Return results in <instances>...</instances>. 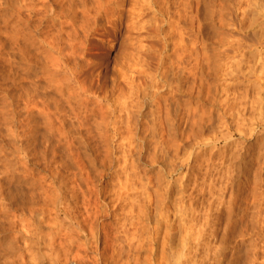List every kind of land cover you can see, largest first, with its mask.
Returning <instances> with one entry per match:
<instances>
[{
    "label": "bare ground",
    "instance_id": "bare-ground-1",
    "mask_svg": "<svg viewBox=\"0 0 264 264\" xmlns=\"http://www.w3.org/2000/svg\"><path fill=\"white\" fill-rule=\"evenodd\" d=\"M192 1L194 0H0V56L5 57L14 53L17 58L15 56L13 58L16 59L20 70L22 68L26 70V67H30L33 70L30 71L34 72L36 79L31 80V83L34 81V84H32L34 88L30 89V87L29 89L31 96L35 99L38 98V101L35 99L30 100L32 101L30 104V101L27 102V100L26 102L31 105L28 106L31 108L34 106L38 107L37 109L42 107L39 111L37 110L39 112L37 114L40 115L41 113L44 116L45 119L42 120V124L44 121L49 122L48 126L46 123L44 124L46 130L48 127L49 130L54 131L52 133L48 130L49 133L55 134V129L56 131L59 129L57 133L61 132L63 134V132H66L65 135H67L68 132L70 134L75 132L77 136L81 135L82 138L80 137L79 139V136L77 138L83 140L81 149L84 148L83 151L85 152L84 154L81 149V153L77 152V154L84 155L83 158H80V161L75 159L79 161V165L74 167L73 164L68 163L70 162V157L68 159V156V161L65 162V159H63L64 161L61 159L58 161L56 159L57 150L53 149L55 150L53 152L54 156L51 152L53 159L51 158L52 160L49 159L48 161L51 160V162L53 161L56 164L57 172H54V166L52 167L53 170H51L53 174L49 171L52 179H50L48 187L44 183L40 185L33 184V186H30L32 183H29L28 185L24 184L27 185L25 187L28 189L22 188L20 185V189H17V187L14 186V188L7 183L6 185L5 182L0 180V233L7 230L4 219H7L6 223L9 221L12 227L18 229V236L14 235L12 238H5L6 240L3 238L5 242L0 239V244L3 246H0V248L4 251L2 253L7 252V256L10 254L12 256L15 250L22 247L20 246L16 249L17 241L22 240L24 242L23 247L20 248L24 251L22 250L23 252H21L19 249L21 254H19V250L14 254L16 255L18 252L17 254L20 255L19 258L23 262H18L17 260L19 259L17 257V260L11 261L9 259L10 256L3 261L2 256L0 257V264H16L17 262V264H23L25 261H27V264H88V261L92 259V263L89 264H107L106 262L116 256H113L112 251L114 252L115 250L114 254L121 253H119L120 255L117 254V257L122 255L123 243L119 241V244H122V247H119L121 250L118 249L119 252L116 251L118 246L115 249V246H113L114 244L119 245L117 242V244L114 243L115 240L118 241L119 239H114L113 245L111 244V239L114 236L115 238L117 237L120 228L122 233H124L122 240L124 239L125 246L127 244L130 250L136 251H134L135 256L132 257L126 246L124 250H127L129 253L125 252L129 255L126 253L124 258L127 256L132 257L134 264L142 263L145 258L148 264H162V262L165 263V260L169 264L170 262L171 264H211L212 261L215 262L214 260L218 258L221 260L222 253L220 249L223 243H227L228 235H231L236 227L241 226V223L245 222L244 225H247L248 220L249 225L251 223V227L256 229V233L262 236L263 239L261 237L258 238L263 242L261 245L264 248V187H259L262 180L259 173L262 170L260 172L259 169L258 172L253 174L255 185H257L255 189L256 197L255 195L253 196V198L255 197L254 204L252 206L249 204V209L247 206L246 210L241 211V215L238 217L240 219L236 217V215L239 216V214H236L239 212L235 213V208L246 189L239 184L237 186L239 188L235 187V189L237 188L235 190L234 182L232 181V183L231 179L229 180L230 177L233 180L234 178H240V176L241 178L243 176L250 177L249 168L250 166L254 168L252 165H243V163L247 162L246 158H248L247 154H249L247 148L245 149V145H242L245 141L240 143L234 140V142H237L235 144L230 139H233L232 136L237 132L246 136L247 133L248 135L250 133L255 134L257 133V128L264 126L262 125L264 123V97L262 96V94L264 95V55L262 51L258 53L245 51L241 54L232 52L235 54L231 56L224 55V60L221 59L224 61V72L223 74L218 73V76L222 74L220 77L224 78V89L222 91L224 99L219 97L218 90L222 84L220 82L210 83L212 73L213 75L215 74V77L217 75V72H214L213 70L215 69H212L213 67L211 66L213 64H211L212 55L209 53L210 49L208 51V48L206 49V46H204L205 48L203 49L206 50L200 51L201 49H198V43L196 42L198 39H193L192 36H189L192 34H189V31L193 28V17L195 16L192 15ZM260 9L262 10V8ZM147 17L150 18L146 19ZM104 21L114 24L116 28L126 27L127 33L129 35L132 33L135 36L134 39H132L134 36L128 38L130 40L128 46H133V49L129 47L133 51L129 49L132 55L129 56L131 54L129 51V54L124 59L125 62L129 63L133 59L131 57L134 52L139 54L137 55L138 58H135L137 61L139 57L143 56L140 54L143 53L144 45L142 41L146 35H143L145 32L143 34L135 32L139 31L140 28L142 31L143 26L145 27L142 24L152 21L154 26H156V30L159 29L161 31L162 22L163 24L166 22L170 28L167 31H164V28L162 30L166 34L163 38L166 42V45L164 44L165 53L164 56L161 54L162 57L160 56L161 58L157 61L158 66H156L155 71L151 69L148 71L147 69L133 71L128 66L124 67L126 68H123L125 71L127 67L132 71V73L129 72L132 76L125 78L128 74H125L122 69L124 74H118L124 75L125 81H122L125 84L123 85L122 81L118 84L119 82L117 81L119 79L117 78L115 83L118 85L116 84L113 87L115 89L112 88L113 90H111L110 94L106 92L108 88L105 85L104 88L106 89H103L105 94H103L101 89L97 88V91L88 85V76L86 79L87 73L97 66L95 63L97 61H94L95 58L93 59L92 56V37L102 31ZM154 26L152 27L154 28ZM183 28L189 30L187 34ZM225 41L218 42L224 44ZM257 44L259 45V43ZM179 49L180 51L178 52ZM167 51L173 52L171 54L168 52L169 54H167ZM153 59L152 57V61H154ZM193 59L194 61H192ZM257 59L260 61L259 67L253 64V61ZM11 60L13 62L12 57ZM6 62L8 64V61ZM6 62L1 61L0 63L2 65V63L6 64ZM113 71L115 70L113 69ZM137 72L140 73L137 74ZM134 74L142 78L140 82L136 77V81L140 82L139 84L135 81ZM140 74H144L143 77ZM32 76L34 75L32 74ZM232 78L238 81L230 82ZM42 80L43 82H41ZM115 80H113V84ZM246 82L248 83L246 90L237 89L238 85L241 87V84ZM38 88L44 94L43 96L41 95L43 98L40 97L41 100H44L45 103L47 102V105L41 103L43 101L38 97L40 96ZM53 89L54 93H52ZM24 91L26 92V90ZM253 92L256 95L252 94ZM26 93H28V89ZM23 95L26 94L24 93ZM177 95L179 97L185 96L186 101H182L183 98L181 100L176 99ZM27 96H30V94H27ZM192 99H196L199 103L194 105ZM39 103H41V106ZM206 104L210 105L207 106L211 107L210 110L207 107V109L205 108ZM181 106L186 107L184 112L182 108V117L178 118L181 120V124H185V122L182 123V118L185 116L183 118L186 121L184 130H181L183 129L180 126L181 124L178 123V120H175L180 115ZM35 107L30 113H33L34 117H32L36 120ZM216 111L219 113L214 114ZM7 114L9 113L7 112ZM42 115H40L41 118H43ZM215 115L217 117L214 119ZM140 117H143L142 119L144 120L140 119ZM39 118L38 120L40 121L41 118ZM136 118H139L140 121H137L138 119ZM28 119L30 118L28 117ZM55 119H60L62 123L56 122ZM55 123L59 125L57 126ZM38 124L40 125V123ZM214 124L216 125L214 126ZM212 126L222 131L218 134L219 136L210 135L211 132H207ZM215 128L214 130L212 129L214 132ZM219 130H216V132H219ZM172 131L175 132L172 133ZM262 132L260 131V133ZM179 133L181 134L180 140L178 138ZM207 133H210V136H207L206 140L204 137ZM140 134L143 136H140ZM116 136H119L122 141L118 138L119 143L113 145V147L109 146L108 142H105H112ZM97 137L105 140H103L107 144L105 149L104 147L101 149L100 142L99 146L101 148L98 147L99 149L96 144H92L96 142L93 139ZM20 140L23 139L21 138ZM229 140L230 142H228ZM100 141L103 142L101 139ZM222 141L225 142L223 148L219 150V153H221V156H219L222 158L220 160L216 157L217 160H220L218 162L222 161V165L215 159L213 161L218 163V165L216 162V164L214 163L215 166L217 165L215 167L212 165L213 162L210 161V157L206 155L207 148L205 149V145H215L214 143H221ZM260 142L261 145H264L262 140ZM70 147L72 148V146ZM183 147L190 152H188L189 155L186 154L188 157L186 158V155L182 157L181 164H178L177 159L181 157ZM240 148L242 151L245 149L246 151L244 152L246 154ZM99 150L104 151L105 154L102 155V151L100 152ZM259 152H255L257 156L253 153L256 157L252 156L253 159L258 158L257 162L264 157L263 150ZM15 157L17 158V156ZM250 159L252 160V158ZM191 160H193L192 162L194 163L192 165L194 164V166L191 167L192 165H189L191 168H186L185 175L178 183L177 178L173 177V173L177 174L179 173L177 172L178 170L182 171L184 164H189ZM252 161L250 164L253 163ZM206 162L212 163L210 165L215 168H209L210 165ZM177 165H179V169ZM261 165L258 168L262 169ZM75 168H79L80 178L71 176L74 173L73 169L76 170ZM112 168L115 171L112 170V173L109 174L108 172L107 174L111 178L109 183L106 182V177L104 180L99 179L100 182H96V185L89 184V179L92 180V177H95L94 173L99 178H103V172ZM145 171H150L151 177H146L149 174L146 175ZM201 174L204 175L201 176L200 180L199 176ZM247 180L249 181V179ZM87 189H89L91 195L86 194ZM252 190L254 192V189ZM226 196L228 197L226 198ZM173 208L176 209L177 213H174L175 215L172 214L174 216L179 214L175 217L177 221L174 217H171L173 215L170 214L171 216H168L166 214L169 211L171 213ZM251 209L254 212L245 221ZM15 212H19L20 216H16ZM10 214L15 215L16 220L12 221L13 218L9 217ZM221 226L225 228V233L222 231L223 229L221 230L224 234L223 237L219 233ZM115 227L119 229L116 230L117 228ZM246 227L244 226V228ZM251 227H248V231L252 230L254 232ZM113 231L116 232L114 233ZM241 232L240 236L243 237L245 233ZM122 233L118 234V238L120 237L119 235L123 236ZM139 234H141V237ZM142 234L145 235H143L145 238H142ZM218 234L221 238L218 237ZM238 243L241 242L237 241ZM254 244L258 249L254 248V255L252 254L248 258L251 259V264H264V250L260 248L261 245L257 246L256 243ZM109 246H113L111 248L114 249L111 250L112 254L107 253ZM262 250L263 252H261ZM90 252H93L92 255L95 254L93 258H91ZM260 252L262 255H260ZM24 253H27L26 255L30 259L27 260ZM88 253H90V258ZM144 253L147 256L142 260ZM109 255H112L110 260L108 259ZM4 256L6 257L5 254ZM104 258L107 261H104ZM127 258L119 259L126 261ZM129 258L125 264L131 263ZM117 261V259L116 262L114 261L115 264ZM121 261H119L120 264ZM145 261L143 262L145 263Z\"/></svg>",
    "mask_w": 264,
    "mask_h": 264
},
{
    "label": "rangeland",
    "instance_id": "rangeland-1",
    "mask_svg": "<svg viewBox=\"0 0 264 264\" xmlns=\"http://www.w3.org/2000/svg\"><path fill=\"white\" fill-rule=\"evenodd\" d=\"M206 1V2H205ZM200 2V4H198ZM204 2V3H203ZM208 2V3H207ZM239 2H240V5H239ZM229 3V4H228ZM256 5H255V4ZM207 5V6H205V5ZM192 15L194 16H192L193 17V28L189 31L187 28H183V30H184V32L187 34L188 33V31H189V34H191V35H189V36H192V38L193 39H198L196 42L198 43L197 44V46H198V49L200 50V51H204V50H206L207 48V50L209 51V49H210V51H209V53L212 55L211 56V64H213V65H211L212 67V69H215V70H213L214 72L216 71L217 72V75H216V77L213 75V73H212V78H210V83H216V82H220L222 85H221V87H219V90H218V96L219 97H222L223 99H224V94L222 93V91H223V89H224V78L223 77H220L222 74H223V72H224V55H227V56H231V55H233V54H241V53H243V52H245V51H248V52H250V53H252V52H263V55H264V9H263V6H264V0H262V1H260V0H194V1H192ZM198 5V6H197ZM231 5V6H230ZM129 6V5H128ZM195 6V7H194ZM228 6V7H227ZM215 7H216V9H215ZM260 8H262V10L260 9ZM195 9V10H194ZM205 9H207V10H205ZM217 10V11H216ZM219 10V11H218ZM232 10V11H231ZM258 10V11H257ZM203 11V12H202ZM209 11H211V12H209ZM221 11V12H220ZM146 12H148V11H146ZM234 12V13H233ZM246 12V13H245ZM261 12V13H260ZM204 13V14H203ZM205 13H207V14H205ZM211 13V14H210ZM220 13H222V14H220ZM209 14V15H208ZM217 14V15H216ZM211 15V16H210ZM213 15H215V16H213ZM229 15V16H228ZM212 17V18H211ZM214 17V18H213ZM148 18H150V17H147L146 19H148ZM257 19V20H256ZM198 20H199V22H198ZM162 22V21H161ZM165 22V21H164ZM104 23V27H102V31H99L96 35H94L93 37H92V42H93V45H92V56H93V59H94V61H97V62H95L96 64H97V66H99V67H95V69L93 68L89 73H87V75H86V79H87V76H88V80L87 81H89V82H87L88 83V85H90V86H92V88L94 89L95 88V90H97L98 91V89L97 88H99V90L101 89V92L103 93V94H105V92L103 91V89H106V88H104L105 86L108 88L107 89V91L106 92H108V94H110L111 93V90H113V89H115V88H113L117 83H115L116 81H117V78L119 79L117 82H119L118 84H120V82L122 81V80H124L125 81V79H124V75H122L121 76V74L119 75L118 73H122V69L124 68V67H126V66H128L130 69H132L133 71H141V70H145V69H147V71L149 70V69H151L152 71H155V68H156V66H158L157 64H158V62L157 61H159V59L162 57L161 56V54L164 56V53H165V50H164V47H165V45H166V42H165V40L163 39L165 36L164 35H166V34H164L163 33V28H164V31L166 30H170V28H169V25H168V23H164L163 24V22H162V28H160V30L162 31H159V29L158 30H156V26H154V22H152V21H150V22H147V23H145V24H142V25H145V27L143 26V29H142V31H141V28H140V30L139 31H135V32H141L142 34H143V32H145L143 35L145 36V37H143V41H142V44L144 45V49H143V53L142 54H140V55H143L142 57H139V60L137 61L136 59L138 58V56L137 55H139V54H136L137 52H134L133 53V56L131 57V61H130V63L129 62H125V59H124V57L127 55V54H129V51L130 50H132L133 48V46L131 47V46H128L129 45V41L130 40H128V38H131V36H134L132 33H131V35H129V33H127V31H126V27H124V28H116V26L114 25V24H111V23H108V22H106V21H104L103 22ZM106 23V24H105ZM109 24V25H108ZM112 25V26H111ZM146 26H148V27H146ZM152 26H154V28L152 27ZM200 28H199V27ZM114 27V28H113ZM139 27H141V26H139ZM147 28V29H146ZM153 28V29H152ZM200 30H199V29ZM153 31H152V30ZM155 29V30H154ZM219 29V30H218ZM137 30H138V27H137ZM187 30V31H186ZM193 30V31H192ZM199 30V31H198ZM157 31H159L158 33H157ZM219 31V32H218ZM225 31V32H224ZM131 32H133V31H131ZM207 32V33H206ZM106 33V34H105ZM195 33V34H194ZM197 33V34H196ZM128 34V35H127ZM138 34V33H137ZM159 34H161V35H159ZM163 34V35H162ZM207 35V36H206ZM219 35V36H218ZM221 35V36H220ZM231 35V36H230ZM128 36V37H127ZM159 36V37H158ZM193 36H195V37H193ZM217 36V37H216ZM229 36V37H228ZM222 37V38H221ZM135 38V36L134 37H132V39H134ZM159 38V39H158ZM161 38V39H160ZM218 40V41H220V42H224V40H226L225 41V43L223 44V43H220V42H218L216 39ZM229 38V39H228ZM131 39V40H132ZM125 40H126V42H125ZM157 40V41H156ZM223 40V41H222ZM238 40H240V41H238ZM261 40V41H260ZM133 41V40H132ZM161 42V43H160ZM218 42V43H217ZM236 44H235V43ZM261 42H263V43H261ZM159 43V44H158ZM162 43H163V45H162ZM227 43V44H226ZM240 43V44H239ZM243 43V44H242ZM257 43H259V45L257 44ZM165 44V45H164ZM208 44H209V46H208ZM242 44V45H241ZM261 44H263L262 46H261ZM138 45H139V43H138ZM172 45V44H171ZM202 45V46H201ZM230 45V46H229ZM240 45V46H239ZM250 45V46H249ZM149 46V47H148ZM204 46H206V49H203V48H205ZM226 46V47H225ZM228 46V47H227ZM129 47H131L132 49H130ZM154 47V48H153ZM161 47V48H160ZM173 47V46H172ZM243 47V48H242ZM252 47V48H251ZM125 48V49H124ZM148 48L150 49L149 51H148ZM158 48V49H157ZM235 48V49H234ZM130 49V50H129ZM203 49V50H202ZM225 49V50H224ZM127 50V51H126ZM232 50V51H231ZM259 50V51H258ZM124 51V52H123ZM133 51V50H132ZM158 51H160V52H158ZM174 51V50H173ZM172 51V52H173ZM180 51V49L178 50V52ZM214 51V52H213ZM229 51V52H228ZM239 51V52H238ZM125 52H126V54H125ZM131 52V51H130ZM163 52V53H162ZM171 54L172 52L171 51H167V54H169V53ZM177 52V53H178ZM224 52H226V53H224ZM231 52V53H230ZM232 52H235V53H232ZM219 53V54H218ZM228 53V54H227ZM12 54V56H10ZM10 55H8V56H5V57H1L0 56V62L1 61H8V64H7V62H6V64H4V63H2V65H1V63H0V145H3V146H0V180L2 181V182H5V184L7 183L8 185H10V186H15V187H17V189H20L19 188V185H20V187H27V185L29 184V183H32V185H30V186H33V184L34 185H40L41 183H44V184H46V187H48V185H49V182H50V179H52L51 177V175H50V173L51 174H53L52 172H51V170H53L52 169V167L53 168H55L54 169V172H57V168L55 167L56 166V164H54L53 163V161L51 162V160L53 159L52 157L54 156V151L55 150H57L56 151V156L58 157H56V159L59 161L60 159L61 160H63V159H65V162L66 161H68V159H69V157H70V162H72V163H70V162H68L69 164H73V166L74 167H78V165H79V161H80V158H83V155L85 154V152L83 151L84 150V148L83 149H81V146L83 145V140L81 139V140H79L80 139V137L82 138V136L81 135H78L77 136V134L75 133V132H72V134H70V132H68L67 133V135H65V133L66 132H63V134L60 132V133H57V132H59L58 130L59 129H57V131H56V129H55V134H52L54 131H51V130H49L48 129V127H47V130L45 129V127L46 126H44V124L46 123L47 124V126L49 125L48 123V121H44V123L42 124V120H44L45 118H44V116L40 113V115H42L43 116V118H41V116L40 115H38L37 113H39L38 111H39V109L40 108H42V107H40L39 109H37L35 106V109L36 110H34V111H36L35 113L37 114V116H36V114H35V118H37L36 120L33 118L34 116L30 113V112H32V109L34 108L33 106V108H31L30 106V104H31V102L32 101H30V100H34L35 98L34 97H32L31 96V92H30V89H32V88H34V86L32 85V84H34L33 82L34 81H32V83H31V80H35L36 79V77H35V74H34V72H31V71H33L32 69H30V67H26L27 69H28V71H26L27 69L26 68H24V69H26V70H23V68L21 69V70H23V71H21L20 70V68H19V66H18V64L16 63L17 61H16V59L15 58H17L16 57V54H14V53H11ZM106 54V55H105ZM223 54V55H222ZM132 55V52H131V54H129V56H131ZM135 55V56H134ZM156 55V56H155ZM251 55V54H250ZM10 56V57H9ZM13 56H15V58H13ZM154 58L153 60L154 61H152V57ZM156 58H155V57ZM161 56V57H160ZM214 56V57H213ZM219 56V57H218ZM11 57H12V59H13V62H12V60H11ZM117 57V58H116ZM223 57V58H222ZM226 57V56H225ZM5 58V59H4ZM102 58H103V60H102ZM105 58V59H104ZM136 58V59H135ZM141 58V59H140ZM215 58V59H214ZM2 59V60H1ZM4 59V60H3ZM15 59V60H14ZM144 59V60H143ZM150 59V60H149ZM157 59V60H156ZM221 59H223V60H221ZM9 60H11V61H9ZM99 60V61H98ZM121 63H120V62ZM124 61V62H123ZM192 61H194V59L192 60ZM133 62V63H132ZM135 62V63H134ZM145 62V63H144ZM152 62H153V64H152ZM156 62V63H155ZM213 62V63H212ZM216 62V63H215ZM254 63L253 64H255V65H258V67L260 66V61H259V59H257V60H254L253 61ZM14 63H16V64H14ZM123 63V64H122ZM128 63V64H127ZM140 63V64H139ZM151 63V64H150ZM193 63H195V62H193ZM217 63H219V64H217ZM11 64V65H10ZM148 64V65H147ZM215 64V65H214ZM118 65H119V67H118ZM129 65H132V66H129ZM177 65V64H176ZM219 65V69L217 68V66ZM222 65V66H221ZM6 68H5V67ZM123 66V67H122ZM15 67V68H14ZM127 67V70L125 71L124 69H126V68H124L123 69V72L125 73V74H128L125 78H130V76H132L131 75V73H132V71H130V69ZM179 67V66H178ZM182 67V66H181ZM223 69H222V68ZM116 68V69H115ZM118 68V69H117ZM120 68V69H119ZM220 68H221V72L219 71L220 70ZM100 69V70H99ZM113 69L115 70V71H113ZM177 69H179V68H177ZM181 69V68H180ZM179 69V70H180ZM217 69V70H216ZM31 70V71H30ZM95 70V71H94ZM121 70V71H120ZM211 70V69H210ZM120 71V72H119ZM175 71H177V70H175ZM212 70H211V72H213ZM27 72H28V74H27ZM129 72H131V73H129ZM113 73V74H112ZM124 73H122V74H124ZM138 73H140V72H137V74ZM218 73H222L221 75H219L218 76ZM22 76H21V75ZM32 74L34 75V76H32ZM109 74V75H108ZM137 74H134V76H135V81H136V77H137V79L138 80H140V82H141V79L142 78H140V77H138L137 76ZM28 75V76H27ZM140 75H142V77H143V75L144 74H140ZM17 76V77H16ZM111 76H113V77H111ZM218 76V77H217ZM31 77V78H30ZM33 77H34V79H33ZM122 77V78H121ZM214 77V78H213ZM21 78V79H20ZM27 78V79H26ZM112 78V79H111ZM220 78V79H219ZM14 81H12V80ZM30 79V80H29ZM114 79H116L115 81H114V84H113V80ZM22 80V81H21ZM25 80V81H24ZM106 80V81H105ZM129 80V79H128ZM137 80V81H138ZM175 80V79H174ZM234 80H236V79H234V78H232V80L230 81V82H234ZM38 81H39V79H38ZM107 82V83H105V82ZM124 81H122L123 82V85L125 84L124 83ZM130 81V80H129ZM136 81V82H137ZM212 81V82H211ZM236 81H238V80H236ZM41 82H43V80L41 81ZM139 82V83H140ZM230 82H227V83H230ZM24 83V84H23ZM95 83V84H94ZM138 82H137V84H139ZM247 83V82H246ZM246 83H244V84H241V87L239 86H237V89L238 90H241V91H244V90H246L247 89V87H248V83L246 84ZM117 84V85H118ZM246 84V85H245ZM9 85V86H8ZM32 85V86H31ZM105 85V86H104ZM135 85H136V83H135ZM5 89H4V88ZM17 87V88H16ZM31 87V88H30ZM30 88V89H29ZM113 88V89H112ZM27 89H28V93H26L27 92ZM24 90H26V92L24 91ZM38 90H40V92L38 93L40 96H38L39 98L41 97V95L43 96L44 94H42L43 92H42V90L40 89V88H38ZM110 90V91H109ZM221 90V91H220ZM55 91H54V89L52 90V93H54ZM100 91H99V93L100 94H102ZM263 92H264V89H263ZM25 93L26 95H23V94ZM98 93V94H99ZM13 94H15V95H13ZM27 94H30V96H27ZM107 94V95H108ZM167 94H169L168 92H167ZM221 94V95H220ZM252 94H254V95H256V93L255 92H253ZM5 96V97H4ZM22 96V97H21ZM24 96H27V97H24ZM100 96H103V95H100ZM262 96L264 97V95L262 94ZM16 97V98H15ZM19 97V98H18ZM24 97V98H23ZM29 97V98H28ZM184 97L185 96H176L175 98L176 99H179V100H181L182 98V101H186V97H185V99H184ZM218 97V98H219ZM9 98V99H8ZM14 98V99H13ZM21 98V99H20ZM23 98V99H22ZM26 98V99H25ZM28 98V99H27ZM42 98V97H41ZM41 98H40V100H41ZM3 99V100H2ZM38 98H36L35 100H37ZM43 99V98H42ZM220 99V98H219ZM6 100V101H5ZM9 100V101H8ZM23 100V101H22ZM28 100V101H27ZM39 100V102H41V101H43V102H41L42 104L44 103L45 105H47V102L45 103V101L44 100H41L40 101ZM8 101V102H7ZM15 101H17V102H15ZM29 102L30 101V104L29 103H27V102ZM38 101V100H37ZM24 103V104H23ZM38 103V102H37ZM41 103H39L40 104V106H41ZM192 103L194 104V105H196V103L198 104L199 103V101L197 102V100L196 99H192ZM38 104V105H39ZM8 105V106H7ZM10 105V106H9ZM28 105H30V106H28ZM32 105H33V103H32ZM44 106V105H43ZM184 106V105H183ZM186 106V105H185ZM207 106H210L209 104H206L205 105V108L207 107ZM25 107V108H24ZM182 108H183V110H182ZM184 108H186V107H180V115H181V113H182V111L184 112ZM207 108H209V107H207ZM206 108V109H207ZM17 109H18V111H17ZM31 109V110H30ZM211 109V107L208 109V110H210ZM38 110V111H37ZM182 110V111H181ZM9 113V114H7V112ZM29 111V112H28ZM217 111H218V109H217ZM217 111L214 113V114H216L217 113ZM219 113V112H218ZM217 113V114H218ZM183 114V113H182ZM12 115V116H11ZM179 115V117H177L175 120H178V123H180L181 122V120H179L180 119V117H182V115L180 116ZM7 116H10V117H7ZM33 116V117H32ZM7 117V118H6ZM20 117V118H19ZM28 117L30 118V119H28ZM38 117H40L41 118V122L38 120ZM215 117H217V115H215L214 116V119H215ZM6 118V119H5ZM8 118H10V119H8ZM15 118V119H14ZM18 118V119H17ZM24 118V119H23ZM39 118V119H40ZM143 118V117H142ZM141 117H140V119H142ZM179 118V119H178ZM183 118H185V116L183 117ZM182 118V123L183 122H185V124H184V127H183V124H181L180 126L183 128V129H181V130H184L185 128H186V121H184L185 119H183ZM3 119V120H2ZM5 119V120H4ZM136 119H138L137 121H140V119L139 118H136ZM9 120H11V121H9ZM20 120V121H19ZM26 120V121H25ZM28 120V121H27ZM31 122H30V121ZM38 120V121H37ZM142 120H144V119H142ZM4 121V122H3ZM55 121L56 122H59L60 124L62 123V121L60 120V119H55ZM37 122V123H36ZM24 123V124H23ZM31 123V124H30ZM38 123H40V125L38 124ZM70 123H72L71 121H70ZM69 122H68V124H70ZM217 123V122H216ZM8 124V125H7ZM13 124V125H12ZM20 124V125H19ZM42 124V125H41ZM56 124V123H55ZM29 125V127H27V126ZM57 126L59 125V124H56ZM216 124H214V126H215ZM262 125H264V123L262 124ZM3 126V127H2ZM18 126V127H17ZM31 126V127H30ZM42 126V127H41ZM5 127V128H4ZM10 128V129H9ZM13 128V129H12ZM20 128H22V129H20ZM26 128V129H25ZM214 128L215 127H211V129L209 130L208 129V131L207 132H211V134L210 135H212V134H214V135H218V134H220L222 131L221 130H219V129H216V130H219V132L217 131L216 132V130H215V132L213 131L214 130ZM25 129V130H24ZM43 129V130H42ZM213 129V130H212ZM36 130V131H35ZM51 131L52 133H49V131ZM3 131V132H2ZM6 131V132H5ZM35 131V132H34ZM61 131V130H60ZM110 131H112L111 129H110ZM260 131H263L262 133H260ZM8 132H10V133H8ZM38 132V133H37ZM175 132V131H174ZM173 131H172V133H174ZM212 132H214V133H212ZM226 132V131H225ZM257 133H250L249 135H251V136H253V137H251V136H249L248 135V133H247V136L245 135V134H241V133H239V132H237L235 135H233L232 137H233V139H230V140H233L232 142H234V140H237V142L239 141L240 143L242 142V141H245V143L243 142L242 143V145L244 144L245 145V149L247 148V150H248V152H249V154H247V157L249 158L250 156V158H252V160H254V161H252L250 158H249V160H248V158H246V160H247V162L249 163H243V165H248V166H250V165H252V166H254V168H252L251 166H250V168H249V175H250V177L249 176H243V178H241V176H240V180L242 181H240L238 178L237 179H235L234 178V180H233V178L232 177H230L229 178V180L232 182H234V189H235V187H237V186H239V184L240 185H242L243 186V188L245 187V189H246V192L240 197V199H239V201H238V205L236 206V208H235V213L236 212H239V213H236V214H239V216L238 215H236V217H237V219H240V218H238V217H240V215H241V211L242 210H246L247 208L249 209V207L250 206H252V204H254V198L256 197V194H255V189H256V187H257V185H255V181H254V179H253V174L254 173H256V172H258V170L261 172V170H262V172L261 173H259L261 176V178H262V180H261V182H260V184H259V187H261V188H263L264 187V164H262V163H264V161L263 162H261L262 160H264V157H262V159L260 158V160L258 161L259 162V164H258V162H257V159L258 158H255V159H253V157H256L257 156V153H255V152H259V151H261V150H263V152H264V145H261V142H260V140H262V142H264V126H262L261 128H257V131H256ZM259 132V133H258ZM6 133V134H5ZM11 133H13V134H11ZM33 133V134H32ZM85 133V132H84ZM108 133H111V132H108ZM69 134V135H68ZM74 134V135H73ZM208 133H207V135H205V139H206V137L207 136H210ZM3 135V136H2ZM12 135H13V137H12ZM29 135H30V137H29ZM33 137H32V136ZM49 135H51V136H49ZM53 135H55L54 137H53ZM60 135V136H59ZM76 135V136H75ZM143 135H144V133H143ZM143 135H141L140 134V136H143ZM243 135V136H242ZM246 137H245V136ZM20 136V137H19ZM35 136V137H34ZM71 138H70V137ZM219 136V135H218ZM43 137V138H42ZM57 137V138H56ZM63 137V138H62ZM79 139H78V138ZM180 137H181V134L179 133L178 134V138H179V140H180ZM248 137V138H247ZM250 137V138H249ZM258 137V138H257ZM23 139V140H20V139ZM31 138V139H30ZM40 138V139H39ZM53 138V139H52ZM77 138V139H76ZM118 138H120L119 136L117 137H115L113 140H112V142H109V141H105L104 139H102V138H100L102 141L104 140L109 146H111V147H113V145H115V144H117V143H119V139ZM18 139H19V141H18ZM27 139V140H26ZM34 139H36L35 141H34ZM60 139V141L58 142V140ZM69 139H70V141H69ZM97 139V140H96ZM94 138L93 139V141L95 142V143H92L93 145H95L96 144V146H97V148L99 147V148H101L100 146H102V148L101 149H103V147H104V149H105V146L107 145L104 141V143L103 142H101L100 141V139H99V137H97V138ZM118 139V140H117ZM248 139V140H247ZM251 139V140H250ZM255 139V140H254ZM260 139V140H259ZM25 140V141H24ZM30 140V141H29ZM71 140H72V142H71ZM81 142L80 144H79V142ZM120 140L122 141V139L120 138ZM207 140V139H206ZM230 140L228 141V142H230ZM241 140V141H240ZM254 140V141H253ZM23 141V142H22ZM50 141V142H49ZM118 141V142H117ZM120 141V142H121ZM11 142V143H10ZM25 142H26V144H25ZM66 144H65V143ZM71 143L70 145H68L69 143ZM99 142H100V146H99ZM115 142V143H114ZM237 142L235 141L234 143L235 144H237ZM15 143V144H14ZM60 143V144H59ZM112 144V145H110V144ZM224 141H222L221 143L220 142H217V143H214L215 145H213V144H210V145H205V149H206V155H207V157H210V161H212L213 162V164L212 163H207V164H212V165H214L215 166V164L218 162V161H220L221 160V158L222 157H220L221 155V153H219V150H220V148H223V145H224ZM240 143H238V144H240ZM18 144V145H17ZM29 144V145H28ZM52 144V145H51ZM79 144V145H78ZM103 144V145H102ZM180 144H181V142H180ZM249 144V146H247ZM8 145V146H7ZM14 145V146H13ZM36 145V146H35ZM56 145H57V147H56ZM65 145V146H64ZM213 145V146H212ZM221 147H220V146ZM260 145V146H259ZM6 146V147H5ZM55 146V147H54ZM59 146V147H58ZM64 146V147H63ZM70 146H72V148L70 147ZM247 146V147H246ZM41 149H40V148ZM51 147V148H50ZM54 147V148H53ZM69 148V150H68V148ZM83 147V146H82ZM210 147V148H209ZM241 147V146H240ZM251 149H249V148ZM24 148V149H23ZM28 148V149H27ZM65 148V149H64ZM98 148V149H99ZM185 147H183L182 148V150H183V152L181 151V157L180 158H178L177 159V163L179 164H181V162H182V157H184L186 154H188V152H190V151H187L188 149L187 148H185ZM254 148V149H253ZM260 148H262V149H260ZM34 149V150H33ZM53 149H55V150H53ZM73 149V150H72ZM80 149L84 152V154H79V153H81L80 152ZM218 149V150H217ZM241 150V148H240V150L242 151V152H244V151H246V150ZM12 150V151H11ZM27 150V151H26ZM47 150V151H46ZM51 150V151H50ZM184 150H185V152H184ZM208 150V151H207ZM35 151V152H34ZM74 152V153H72V152ZM100 152L102 151V150H99ZM113 151H115V150H113ZM240 151V153H242ZM254 151V152H253ZM53 153V156L51 155L52 153ZM77 152H79L78 154H77ZM213 152V153H212ZM215 152H217V153H215ZM252 152V153H251ZM12 153H13V155H12ZM17 153V154H16ZM58 153V154H57ZM70 153H72V154H70ZM183 153V154H182ZM212 153V154H211ZM245 154H246V152H244ZM244 153H243V155H244ZM253 153L256 155H253ZM259 153H262V152H259ZM6 154V155H5ZM18 154H19V157H18ZM31 154V155H30ZM34 154V155H33ZM37 154H38V156H37ZM41 156H40V155ZM44 154V155H43ZM67 154V155H66ZM70 154V155H69ZM101 154L103 155V154H105L104 153V151H102L101 152ZM218 154V155H217ZM9 155V156H8ZM28 155V156H27ZM50 155V156H49ZM59 155V156H58ZM66 155V156H65ZM79 155V156H78ZM81 155V156H80ZM189 155V154H188ZM188 155H186L185 157L187 158L188 157ZM220 155V156H219ZM248 155H250V156H248ZM12 156H14L13 158H12ZM15 156H17V158L15 157ZM31 156V157H30ZM67 156H68V159H67ZM71 156H72V158H71ZM75 156H77V157H75ZM213 156V157H212ZM244 156H246V155H244ZM253 156V157H252ZM38 157V158H37ZM50 157V158H49ZM206 157V158H207ZM216 157L218 158V159H220V160H217L216 159ZM52 158V159H51ZM213 158V159H212ZM26 159V160H25ZM49 159H51L50 161H48ZM67 159V160H66ZM75 159H79V161H76ZM207 159H209V158H207ZM216 159V163L213 161V160H215ZM4 160V161H3ZM16 160V161H15ZM184 160V159H183ZM256 160V161H255ZM20 161H21V163H20ZM34 163H33V162ZM46 161V162H45ZM64 161V160H63ZM75 161V162H74ZM193 160H191L190 161V163L189 164H184L185 166L183 167V169H182V171L181 170H178L177 172H179V173H177V174H175V173H173V177L175 178H177V180H178V183H179V181L181 180V178L183 177V175H185V173H186V168H188V167H190L191 165H192V163H194V162H192ZM253 162V163H251L250 164V162ZM50 162V163H49ZM77 162V163H76ZM43 163V164H42ZM215 163V164H214ZM218 163H220L221 165H222V161L221 162H218ZM218 163H217V165H218ZM256 165H255V164ZM262 165H261V164ZM19 164V165H18ZM24 164H25V166L27 165V167H25L24 166ZM50 164V165H49ZM54 164V165H53ZM41 165V166H40ZM77 165V166H76ZM190 165V166H189ZM216 165V166H217ZM220 165V166H221ZM260 165H261V167H262V169L261 168H258V167H260ZM51 166V167H50ZM178 167V169H179V165H177ZM194 166V164L191 166V167H193ZM213 166V168H215ZM37 167V168H36ZM42 167H45V168H43L42 169ZM190 167V168H191ZM17 168V169H16ZM27 168V169H26ZM73 168V167H72ZM209 168H211V169H213L212 168V166L210 165L209 166ZM209 168H204V169H209ZM258 168V169H257ZM45 169V170H44ZM48 171H47V170ZM76 170H74L73 169V171H74V173H73V175H71V176H76V178H80V176H79V173H80V171H79V168H75ZM98 169H102V168H98ZM204 169H203V171H204ZM210 169V170H211ZM18 170V171H17ZM22 170H23V172H22ZM115 171V169H109V170H106L105 172H103L104 174V177L103 178H99V176H97L96 175V173H94L95 175V177H92V180L91 179H89V184L90 185H96L95 183L97 182V183H99L100 182V180L99 179H103L104 180V178H106L107 177V179H106V182H108L109 183V181L111 180V178H110V176L108 177V172H109V174L110 173H112L113 171ZM184 170V171H183ZM49 171H50V173H49ZM75 171H77V172H75ZM79 171V172H78ZM206 171V170H205ZM212 171V170H211ZM6 172V173H5ZM30 172H32V173H30ZM62 172H65V171H62ZM107 172V173H106ZM147 172H149V173H147ZM3 173V175H1ZM263 173V174H262ZM8 174V175H7ZM44 175V177H45V180H44V177H43V175ZM145 174L147 175V174H149V175H147L146 177H148V176H150V171H145ZM13 175V176H12ZM107 175V176H106ZM204 174H201L200 176H199V179L201 180V176H203ZM252 175V176H251ZM263 175V176H262ZM78 176V177H77ZM179 176V177H178ZM43 177V178H42ZM96 177H98L97 179H96ZM151 177V176H150ZM234 177V176H233ZM249 177V178H248ZM42 178V179H41ZM249 179V181L247 180V179ZM28 179V180H27ZM32 179V180H31ZM39 180V181H37V180ZM243 179H244V181H243ZM31 180V181H30ZM43 180V181H42ZM95 180V181H94ZM236 180V181H235ZM30 181V182H29ZM34 181V182H33ZM47 181V182H46ZM92 181V182H91ZM240 181V182H239ZM247 181H248V183H249V185H248V183H247ZM38 182H40V183H38ZM94 182V183H93ZM105 182V183H106ZM232 182V183H233ZM48 183V184H47ZM242 183V184H241ZM246 183V184H245ZM6 184V185H7ZM24 184H27V185H24ZM111 184V183H110ZM157 184V183H156ZM169 186V185H168ZM14 187V188H15ZM25 187V188H26ZM166 187V186H165ZM237 188H239V187H237ZM237 188L235 189V190H237ZM26 189H28V188H26ZM252 189H254V192H252L253 190ZM264 189V188H263ZM86 194H88V195H91V192L89 191V189H87V193ZM255 195V197L253 198V196ZM228 196H226V198H227ZM246 197V198H245ZM242 198V199H241ZM251 199V200H250ZM246 201V202H245ZM250 204V206H248ZM248 206V207H247ZM247 207V208H246ZM254 208H255V206H254ZM240 209V210H239ZM172 210V212L171 213H169V212H167L166 214L168 215V216H171V215H173L174 213L176 214L177 212H176V209H171ZM254 211H253V209H251V211L249 210V213L248 214H250V215H248L247 214V218H246V220L245 221H247V219H248V217H250L252 214L251 213H253ZM169 213V214H168ZM173 213V214H172ZM171 214V215H170ZM174 214V215H175ZM15 215L16 216H20V213L19 212H15ZM15 215H13V214H10V216L9 217H11V219L13 218V220L12 221H14V220H16V218H15ZM166 215V216H167ZM171 216V217H174V219L177 221V219L175 218V217H177V215H179V214H177L176 216ZM170 217V218H171ZM15 218V219H14ZM172 219V218H171ZM170 219V220H171ZM178 219H179V217H178ZM250 219V218H249ZM180 220V219H179ZM178 220V221H179ZM4 221H5V228H7V230L5 231L4 230V232L3 233H0V239H2V240H4L5 238H12V237H14V235L15 236H18L17 234H18V229H15L14 227H12L11 226V222H7L6 223V221H7V219H4ZM249 221V220H248ZM248 221H247V225H244V223L242 224H240L241 226H238V227H236L235 229H234V231L231 233V235H228V238L226 239V244H222L223 246L221 247V253H222V256H221V260H223V261H221L219 258V261H218V259H216V260H214L215 262H213L212 261V263L211 264H215L216 262V264H251V259H249L248 257H251L252 256V254L254 255V251L253 250H255L257 247H255V244L254 243H256L257 244V246H260L261 244H263V242H261V239H259L258 237H261L262 238V236H260V235H258V233H256L257 231H255L256 229H254V228H252L251 227V223H250V225H249V223H248ZM106 222V221H105ZM223 225V224H222ZM246 227V226H248V227H251V229H253L254 230V232L252 231V230H249L248 231V227H246V228H244V226ZM9 228H8V227ZM224 226V225H223ZM223 226H221V229H220V231H219V233H220V235L223 237L224 236V234H223V232L222 231H224V233H225V226L223 227ZM115 228H117V227H115ZM15 229V230H14ZM119 228H117L116 230H118ZM223 229V230H222ZM47 230V229H46ZM222 230V231H221ZM238 230V231H237ZM119 231V233L118 234H121L122 233V231H121V228L118 230ZM117 231V232H118ZM241 231H243L245 234H246V236H245V234H244V236L243 237H241L240 235V233H242ZM2 232V231H1ZM114 233L116 232V231H113ZM113 233V234H114ZM235 233V234H234ZM239 233V234H238ZM5 236H4V235ZM12 234V235H11ZM118 234H117V237L115 238V236H114V238H112L111 240V244L113 245V241H114V239H119L118 241H114V243H123V248L125 249V247L128 249V251H130V253L127 251V250H124V252H123V250L121 251L122 252V255L120 256V257H117V254L118 255H120L121 253L118 251V249H120L121 247H122V244L119 246V245H113V246H115L114 247V249L118 246V248H116V251H118L119 253H117V254H114V252H115V250L114 249H111L112 247H108V251H107V253L108 254H110L111 253V250H114V252L112 251V253H113V256L114 255H116L114 258L112 257V259L110 260V258H111V256L109 255V258L108 257H106V258H108L110 261H108V262H106L107 264L109 263V264H115V262H116V259L118 260L117 261V263L118 264H120V262L119 261H121L122 259H125V258H129L130 256H135V250H130L129 249V247H128V245L126 244V246H125V243H124V239L122 240V237L124 238V233H122V235L123 236H121V235H119L120 237H121V239H120V237L118 238ZM233 234V235H232ZM250 235V237H249V235ZM115 235V234H114ZM141 234H139V236H140ZM143 235L144 234H142V238H145V237H143ZM219 234H218V237H220L221 238V236H220ZM237 235V236H236ZM6 236H8V237H6ZM138 236V237H139ZM145 236V235H144ZM235 236V237H234ZM2 237V238H1ZM113 237V236H112ZM141 237V236H140ZM4 238V239H3ZM253 239V240H252ZM263 239V238H262ZM6 240V239H5ZM5 240H4V242H5ZM234 240V241H233ZM235 240H236V242H235ZM255 240H257V241H255ZM120 241V242H119ZM237 241L238 242H243L242 244L241 243H238L237 244ZM233 242V243H232ZM246 244H245V243ZM251 242H252V245H251ZM254 242V243H253ZM116 243V244H117ZM232 245H231V244ZM235 243V244H234ZM249 243V244H248ZM23 244H24V242L21 240V241H17V243H16V249H17V247H20V246H22L23 247ZM177 244V243H176ZM244 244V245H243ZM0 246H2L1 244H0ZM103 246V245H102ZM226 246V247H225ZM229 246V247H228ZM239 246V247H238ZM248 246V247H247ZM3 247V246H2ZM22 247H20V248H22ZM120 247V248H119ZM236 247V248H235ZM253 247V248H252ZM5 248V247H4ZM19 248V249H20ZM102 248V247H101ZM226 248V249H225ZM255 248V249H254ZM261 249L263 248V246L261 245V247H260ZM19 249H17V250H19ZM228 249V250H227ZM246 249V250H245ZM258 249V248H257ZM0 252H1V254H0V257H2V259H3V261L4 260H6L9 256H10V260L11 261H15V260H17V259H19V260H17L18 262H21L22 261V259H20L19 257H20V255L19 254H21L20 253V250H21V252H23L24 250L23 249H20L18 252H19V254H17L16 253V255H14L15 254V252L17 251V250H15L13 253H12V256H11V254L9 255V256H7L8 255V253L7 252H5V253H2V252H4V251H2L3 249H1L0 248ZM23 250V251H22ZM110 250V251H109ZM121 250V249H120ZM223 250V251H222ZM242 250V251H241ZM263 250H264V248H263ZM263 250L261 251V252H263ZM125 251H127L129 254H132V255H130V256H127V257H125L124 258V256H126V253L127 252H125ZM131 251H133V252H131ZM135 251V252H134ZM228 251V252H227ZM235 252V253H234ZM252 252V253H251ZM260 252V253H261ZM91 253V258H93V255H95V254H93L92 255V253L93 252H90ZM90 253H88V255L90 254ZM111 253V254H112ZM125 253V254H124ZM127 253V254H128ZM220 253V254H221ZM259 253V254H260ZM4 254L6 255V257L4 256ZM27 254V253H26ZM25 253H24V255H25V257H26V259L28 260V259H30L29 257H28V255H26ZM107 254V255H108ZM128 254V255H129ZM258 254V255H259ZM260 255H262V253L260 254ZM145 256H147L145 253H144V255L142 256V260H143V258H145ZM14 257V258H13ZM16 257H17V259H16ZM28 257V258H27ZM117 257V258H116ZM132 257H130L129 259H131ZM232 257H235V258H232ZM89 258H90V255H89ZM96 258V257H95ZM106 258H104V261H107V259ZM116 258V259H115ZM119 258H121V260L119 259ZM127 258V259H128ZM226 258H228V259H226ZM232 260H231V259ZM25 258H24V260H26ZM115 259V260H114ZM127 259H126V261H121V264H122V262H123V264H125V262H127ZM146 259V258H145ZM145 259L143 260V261H145ZM238 259V260H237ZM141 260V261H142ZM241 260H243V261H241ZM246 260V261H245ZM91 261H93V259L92 260H90V261H88L89 263H92ZM115 261V262H114ZM131 261V263L130 264H134V262L132 261V259L130 260ZM142 261V263L140 262V260H139V262L141 263V264H143L144 262ZM228 261V262H227ZM231 261V262H230ZM17 262V263H18ZM23 262V261H22ZM27 261H25V263H23V264H27L26 263ZM87 262V263H88ZM101 262V261H100ZM133 262V263H132ZM165 263H167V260H165L164 261ZM169 262V261H168ZM250 262V263H249ZM16 263V264H17ZM88 263V264H89ZM116 263V264H117ZM129 263H127V264H129ZM139 263V264H140ZM165 263H163L162 262V264H165ZM144 264H148V262H146L145 261V263ZM161 264V263H160ZM167 264H169V263H167ZM170 264H171V262H170ZM258 264H260V263H258Z\"/></svg>",
    "mask_w": 264,
    "mask_h": 264
}]
</instances>
